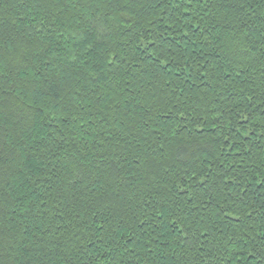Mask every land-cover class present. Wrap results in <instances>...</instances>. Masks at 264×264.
<instances>
[{
  "label": "trees",
  "instance_id": "1",
  "mask_svg": "<svg viewBox=\"0 0 264 264\" xmlns=\"http://www.w3.org/2000/svg\"><path fill=\"white\" fill-rule=\"evenodd\" d=\"M0 264H264V0H0Z\"/></svg>",
  "mask_w": 264,
  "mask_h": 264
}]
</instances>
